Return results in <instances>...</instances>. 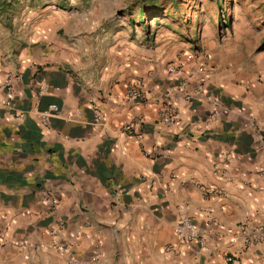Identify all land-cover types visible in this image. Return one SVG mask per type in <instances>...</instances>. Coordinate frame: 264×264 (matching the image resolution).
<instances>
[{"label":"crops","instance_id":"1","mask_svg":"<svg viewBox=\"0 0 264 264\" xmlns=\"http://www.w3.org/2000/svg\"><path fill=\"white\" fill-rule=\"evenodd\" d=\"M49 7L0 16V264H264V242L244 247L245 226L264 223L260 83L193 55L170 76L121 61L118 44L103 62L102 10ZM138 78L147 99H126ZM166 89L174 125L158 118ZM181 210L206 249L174 244ZM58 221L71 253L51 245Z\"/></svg>","mask_w":264,"mask_h":264},{"label":"rangeland","instance_id":"2","mask_svg":"<svg viewBox=\"0 0 264 264\" xmlns=\"http://www.w3.org/2000/svg\"><path fill=\"white\" fill-rule=\"evenodd\" d=\"M47 5L69 15L102 10L103 62L116 59V44L125 62L146 57L153 65H177L193 55L196 65H237L231 74L256 79L264 96V0H0V16Z\"/></svg>","mask_w":264,"mask_h":264},{"label":"built area","instance_id":"3","mask_svg":"<svg viewBox=\"0 0 264 264\" xmlns=\"http://www.w3.org/2000/svg\"><path fill=\"white\" fill-rule=\"evenodd\" d=\"M180 65V64H177ZM167 73L170 76H176L179 71V67L174 64L167 66ZM11 85L10 78L7 79L4 86L0 85V93L3 89H8ZM45 83L42 82V86ZM198 94L199 91L194 92L185 91L184 97L190 99L192 95ZM124 96L126 99L134 101H145L147 99V91L144 88V85L141 80L132 81L126 88ZM159 122L164 125H174L179 122V113L173 102L172 92L169 89H166L161 94L160 107L158 110ZM133 124L126 123L123 125L122 130L130 135L133 134ZM135 138L140 139V135H135ZM213 193L212 190L208 191ZM65 223L64 221H58L56 225L48 229V235L52 238V247L61 254H68L72 252V243L67 241L66 236L64 235ZM244 247L248 248L251 245H256L258 243L264 242V223H258L254 226H245L244 230ZM174 244L180 243H190L195 242L203 248H207L206 240L203 236V231L198 223L192 219L187 211H179L177 222L173 230ZM167 248H173L172 245H169ZM231 257H227V260H231ZM69 262L76 264H91L90 262L79 261L75 256L70 255Z\"/></svg>","mask_w":264,"mask_h":264}]
</instances>
